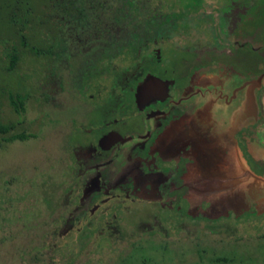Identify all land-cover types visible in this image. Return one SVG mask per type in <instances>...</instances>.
Listing matches in <instances>:
<instances>
[{
	"label": "rangeland",
	"instance_id": "374dc122",
	"mask_svg": "<svg viewBox=\"0 0 264 264\" xmlns=\"http://www.w3.org/2000/svg\"><path fill=\"white\" fill-rule=\"evenodd\" d=\"M5 1L0 0V6ZM134 3L145 10L139 14L140 20L161 14V21H173L167 33L169 44L157 63L150 65L153 75L167 76L180 87L195 63L204 66L207 58L214 57V61L225 63L228 89L254 77L260 79L258 86L253 85L257 110L253 101L249 102L250 110L242 107L246 110L242 114L248 118L238 119L234 127L227 126L236 122L232 110L237 101L230 105L219 102L214 106L217 115L211 117V126L195 130L199 129L197 135L204 138L213 135L217 153L229 142L236 145L238 161L229 171H223L224 176L264 180V0ZM1 37L6 42H0V119L13 122V132L36 136L2 142L0 146V264H264V196L247 206L253 194L250 188L242 189L243 200L234 202L239 210L234 209L240 213L236 223L231 217L207 223L213 231L220 228L218 234L198 225L183 226L179 231L170 226L153 227L154 220L137 219V208L123 204V199L108 200L101 206L95 215L104 219H73L71 227L61 232L66 219L59 218L65 214L58 201L62 189L76 182L70 174L73 160L65 146L67 135L80 145L90 142L100 124L113 116L114 105L102 103L84 112L78 124L73 123L81 116L82 107H75L79 95L67 83L66 72H62V90L53 100L46 99L45 60L20 47L24 54L16 68L5 73L2 66L7 59L3 52L10 41L7 35ZM101 85L108 84L101 81ZM8 92L26 95L23 112L12 110ZM242 94L241 89L236 98ZM254 114L257 117L250 118ZM138 120L128 118L119 129L129 128ZM250 187L254 189L255 185L251 183ZM76 193L74 189L72 194ZM120 207L121 219H111ZM215 256L220 259L210 260Z\"/></svg>",
	"mask_w": 264,
	"mask_h": 264
},
{
	"label": "flooded vegetation",
	"instance_id": "af4514ba",
	"mask_svg": "<svg viewBox=\"0 0 264 264\" xmlns=\"http://www.w3.org/2000/svg\"><path fill=\"white\" fill-rule=\"evenodd\" d=\"M138 11L145 13L140 8ZM160 17L161 14H157L139 19L136 31L140 39L123 41V46L137 49L126 50L118 57L111 50H107L105 55L97 56L96 50L87 52L89 56L84 54L86 49L113 46V25L94 24L91 29L105 30L110 39L103 41L97 39L100 34H93L89 39L67 40L66 45L73 50L68 51L67 58L58 64L60 77L55 79L46 74L48 100H53L62 90L64 71L67 83L78 93L79 102L75 107L81 106L82 114L75 117L73 123L78 124L84 112L102 103L112 102L114 105L113 116L100 124L99 132L90 142L80 145L71 141L70 134L67 135L65 146L73 160L70 174L76 182L72 188L62 189L58 201L65 214L59 218L66 219L61 232L71 227L73 219H104L95 213L112 199H123L126 201L123 204L137 208V219H152L153 227L170 226L175 231L183 226L198 225L218 234L220 228L213 231L207 223L229 217L236 223L239 219L240 213L235 207H227L221 214H211L209 208L213 205L203 195V199H196L200 192L214 189L215 182L220 184L224 180L222 178H228L223 171H229L238 158L234 143L228 141V145L217 153L213 135L205 138L197 135L200 132L195 127L211 126V117L217 115L214 106L219 102L230 105L237 101L232 110L236 122L227 125L225 120L224 127H234L238 119L248 118L242 114L243 106L250 110L246 89L245 96L242 94L236 98L242 83L226 88L225 78L228 77L224 68H227L225 63L214 61V57L207 58L209 61L206 60L204 66L195 63L180 87L167 76L153 75L150 65L153 61L157 63L162 49L169 44L167 33L169 25L173 24V21H161ZM122 26L129 29V24ZM69 60L73 62L72 66ZM161 66L158 65L159 71L164 69ZM210 69L215 72H209ZM255 78L249 79L252 86L256 85ZM257 80L258 86L260 79ZM101 81H105L107 87L101 85ZM89 89H93L92 93ZM252 101L257 110L254 96ZM131 117L140 120L120 130L119 125ZM256 117L254 114L250 118ZM239 149L241 152L242 147ZM230 178L239 180L235 176ZM74 189L77 193L73 195ZM117 210L118 214H111V219H121V207ZM205 251L201 247V252Z\"/></svg>",
	"mask_w": 264,
	"mask_h": 264
},
{
	"label": "trees",
	"instance_id": "16d2710c",
	"mask_svg": "<svg viewBox=\"0 0 264 264\" xmlns=\"http://www.w3.org/2000/svg\"><path fill=\"white\" fill-rule=\"evenodd\" d=\"M135 0H6L0 6V35H7L10 46L3 52L7 63L2 66L5 73H11L16 68L23 53L20 47L28 50L33 56L45 60V87L46 74L53 78L60 77L58 64L66 59L68 51L73 50L66 45L69 39H84L93 34L97 39L103 41L110 37L105 30H94L90 27L94 24L105 25L112 24L113 46H98L94 49H86L84 53L96 50V55H105L107 50H111L115 57L124 54L126 50H136L123 46V41L139 40V32L136 31L139 23L138 7L135 6ZM102 5H99V4ZM122 24H129V29L125 30ZM75 28V29H74ZM17 40V43H16ZM5 41L2 37L0 42ZM128 41V42H129ZM6 42V41H5ZM127 42V43H128ZM74 52V51H73ZM212 72L213 70L210 69ZM59 85V82H57ZM8 102L12 110L19 114L24 110L25 94L18 92H8ZM45 98H48L45 92ZM15 124L13 122H2L0 119V146L2 142H11L14 140H25L35 137L34 133L13 132ZM224 179L212 190L200 192L196 199L208 200L211 206V214H221L227 207L233 208L232 204L237 200H243L242 189L250 188V184H256L251 180H237L233 178ZM252 191V190H251ZM203 195V198L202 196ZM250 195V206L255 202ZM264 196L261 194L259 197ZM231 204V206H230ZM249 207V209H251ZM239 210V208L235 207ZM212 210V211H211ZM216 212V213H215ZM220 212V213H219ZM219 257H212L210 260L218 261ZM221 260H226L222 257Z\"/></svg>",
	"mask_w": 264,
	"mask_h": 264
},
{
	"label": "water",
	"instance_id": "95a60500",
	"mask_svg": "<svg viewBox=\"0 0 264 264\" xmlns=\"http://www.w3.org/2000/svg\"><path fill=\"white\" fill-rule=\"evenodd\" d=\"M257 83H258V80H256L255 84L257 85ZM240 87H241L243 93H245L244 89H246V94H247L246 97L248 99L247 101L251 102L252 98H253V95H254L253 92H252L253 91L252 84L249 83V82H247V83L243 82ZM254 182L256 183L255 187H254V189L251 188V190H252L251 193H253V194H250V195H253L252 198H254V194L256 193L255 198H254L255 201H256L258 198H260L259 196L261 194H264V180L256 178V180Z\"/></svg>",
	"mask_w": 264,
	"mask_h": 264
}]
</instances>
